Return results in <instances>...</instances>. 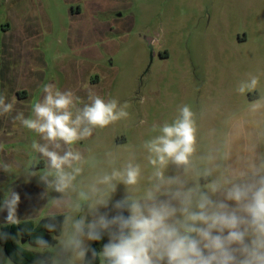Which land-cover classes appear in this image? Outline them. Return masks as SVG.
Returning <instances> with one entry per match:
<instances>
[{"label":"clouds","instance_id":"obj_1","mask_svg":"<svg viewBox=\"0 0 264 264\" xmlns=\"http://www.w3.org/2000/svg\"><path fill=\"white\" fill-rule=\"evenodd\" d=\"M42 91L28 117H14L40 137L30 145L34 158L25 174L39 176L46 188L43 227L52 241L34 238L35 264H264L259 75L237 83L245 105L227 113L220 128L208 123L203 106L182 103L171 121L153 123L154 134L139 145L112 147H102L97 130L127 120V102L90 93L81 107L73 91L54 83ZM15 103L0 95V115ZM86 141L93 145L79 147ZM0 170L11 166L0 163ZM20 202L8 188L0 202L8 225L20 224Z\"/></svg>","mask_w":264,"mask_h":264},{"label":"rangeland","instance_id":"obj_2","mask_svg":"<svg viewBox=\"0 0 264 264\" xmlns=\"http://www.w3.org/2000/svg\"><path fill=\"white\" fill-rule=\"evenodd\" d=\"M92 3L98 6L95 18ZM84 6L83 15H77ZM23 16L38 46L8 54L3 43H14L13 32H23L17 23ZM7 26L14 29L11 36L3 35ZM248 73L260 76L264 90V0H0V95L11 101V88L20 93L10 115L28 117L49 83L73 91L81 107L90 102V93L127 102V120L97 130L102 147L139 145L154 134L153 123L171 121L182 103L203 106L208 123L220 128L227 113L245 105L235 88ZM33 140L40 137L12 116L0 120V163L11 166L10 172L0 170L1 199L12 188L43 200L31 217L38 220L47 199L39 176L25 174L34 158ZM92 145L86 141L79 147ZM43 166L41 161L33 170ZM122 195L120 186L115 198ZM21 211L18 206L24 219ZM4 223L0 217V227ZM0 261L14 264L1 245Z\"/></svg>","mask_w":264,"mask_h":264},{"label":"trees","instance_id":"obj_3","mask_svg":"<svg viewBox=\"0 0 264 264\" xmlns=\"http://www.w3.org/2000/svg\"><path fill=\"white\" fill-rule=\"evenodd\" d=\"M17 94L20 95L18 91ZM45 222L46 217L42 216L38 220L24 218L21 219L18 225H8L4 223L0 227V233L6 232L9 234L7 239L0 238V245L6 256L14 264H35V258L38 253L32 249L26 248L24 243L35 246L34 238L40 235H43L44 238L48 239L50 242L52 241V234L43 227ZM22 238H24V242H21ZM93 246L99 250L98 244L94 243ZM0 264L3 263L0 261ZM94 264H99V261H95Z\"/></svg>","mask_w":264,"mask_h":264},{"label":"crops","instance_id":"obj_4","mask_svg":"<svg viewBox=\"0 0 264 264\" xmlns=\"http://www.w3.org/2000/svg\"><path fill=\"white\" fill-rule=\"evenodd\" d=\"M89 6L90 7L93 6V9L96 11V12H92V15H95L94 16V18H95L96 17V14H97V11H98L97 10L98 9V6L96 4H94V3H92ZM86 8H87L86 6H84L83 8H81V7L77 8V12H76L77 15H80L81 13L83 15L84 9H86ZM16 18H18V16H16ZM90 18H93V17L90 16ZM25 22H27V17L26 16L19 17V20H17V23H22V27H23L22 28L23 32L18 33V34H16L15 32H13L14 29L11 30V27L10 26L9 27L7 26V28L5 27V30L3 32V35L4 36H11L12 32L16 36L14 43H12L11 39H9L7 42L3 43L4 44V49L6 50V52L8 54H10L9 53V50L10 49H12V50L15 51L16 48H19L20 49L22 47L23 48L24 47H29V49H31V48H34V47H37L38 46L37 43H34V42L32 43V39L35 38L36 35L33 34L34 32H32L30 29L26 28ZM67 38H69V37H67ZM26 45H28V46H26ZM36 55H40V54L36 53ZM30 83H31L30 85H34L35 84L34 80H31ZM17 91L18 90L16 88L15 89L14 88H11L10 89V97L11 98H13L15 96L17 97L18 96ZM18 104H20V103H18V101H16L15 106L18 105ZM16 114H17V112L15 111L11 115H10V113L9 114H4V115H0V120L1 119H10V116H12V119H14V117L16 116ZM0 179H1V176H0ZM14 191L17 192L18 190H14ZM26 194H27L26 191H22V192L19 193V195L21 197V202L19 204V207L22 209V211H21V214H22L21 217L22 218H31L34 215H36V212L35 211L38 210L39 207L41 208L43 206V202L44 201L41 200V199L39 200V198L32 200V199L28 198V196ZM24 195H26V196H24ZM37 200L39 202H41V203H39ZM2 201L3 200L1 199V196H0V202H2ZM0 217L1 218H5L6 217V212H0Z\"/></svg>","mask_w":264,"mask_h":264},{"label":"water","instance_id":"obj_5","mask_svg":"<svg viewBox=\"0 0 264 264\" xmlns=\"http://www.w3.org/2000/svg\"><path fill=\"white\" fill-rule=\"evenodd\" d=\"M24 241H25L24 238H22V239H21V242H24Z\"/></svg>","mask_w":264,"mask_h":264}]
</instances>
